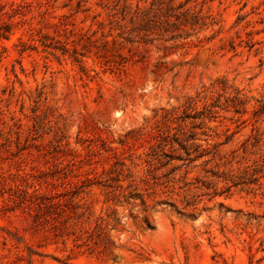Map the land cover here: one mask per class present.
<instances>
[{
	"label": "rangeland",
	"instance_id": "1",
	"mask_svg": "<svg viewBox=\"0 0 264 264\" xmlns=\"http://www.w3.org/2000/svg\"><path fill=\"white\" fill-rule=\"evenodd\" d=\"M0 264H264V0H0Z\"/></svg>",
	"mask_w": 264,
	"mask_h": 264
}]
</instances>
